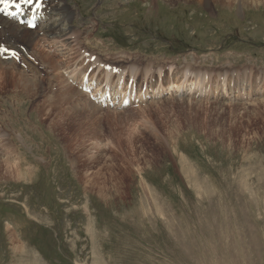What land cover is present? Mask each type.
<instances>
[{"label":"rangeland","instance_id":"1","mask_svg":"<svg viewBox=\"0 0 264 264\" xmlns=\"http://www.w3.org/2000/svg\"><path fill=\"white\" fill-rule=\"evenodd\" d=\"M54 1L76 12L73 58L0 34V56L20 49L0 58V264H264V91L118 110L68 73L88 54L256 75L264 0Z\"/></svg>","mask_w":264,"mask_h":264},{"label":"bare ground","instance_id":"2","mask_svg":"<svg viewBox=\"0 0 264 264\" xmlns=\"http://www.w3.org/2000/svg\"><path fill=\"white\" fill-rule=\"evenodd\" d=\"M43 1L44 3L42 0H34L30 5L20 6V8H27L29 14H31V11H33V14H38L39 18H42L43 14L46 16L45 21L48 19L50 20L47 24L36 28L34 31H30L29 29L25 28V26L19 25L18 23L10 20V10L16 8L15 4L18 3L19 0H7V3L0 2V34L2 33L3 37H5V29L8 34L10 33L15 38L19 36L21 37L23 33H27L28 35L26 39L29 41V43H41L43 47L44 44H46L54 49L53 53L56 51V53L62 54L63 57H68L70 54H72V52H70L71 50L74 49L73 52H75V50L77 52L76 47L80 43L78 40L80 33L77 29H75L78 27H74L71 30V25L68 23L70 19H73V16H76V12L72 9V7H70L68 10H62L54 0ZM37 3H39V7H37ZM40 3H43L44 5H41ZM54 17L55 19H53ZM60 25L66 26L60 27ZM1 37L2 36L0 35V38ZM41 52L42 54H39V57H42L44 61L48 60L49 56L51 57L49 52L52 51L49 50V52ZM52 57H54V55ZM80 60L84 61L83 59ZM100 63L101 62L98 59H95L94 63H91L92 66L97 67L94 69L96 74L101 73L100 79L95 78L92 80V84H84V87L92 92L91 94L98 102L104 101L103 103H106L108 102L106 99H108L110 100V103L118 107L125 103L128 104V102L133 99H139L138 101H142L150 95L158 96L160 94L172 92L180 93L182 90H184L183 93L185 92L187 96L190 94H210L211 97L216 101L219 100L218 98L220 95H222V93L232 94L233 92H236L237 96L239 97H249V95L253 93L258 94L259 92L264 91V68L260 69V76L255 77L252 67L237 69L230 65L217 68V71L215 72L216 75L213 76L212 73L200 69L196 65V67H194V65H189L191 63H187L177 71L171 66L170 70L168 71V77L165 78L161 68H158L157 70H151L150 66H148L143 70V77L146 78V84L137 91V88L132 85L136 78V74L138 73L135 67L132 66L129 68H124L128 70H122L121 68L116 70L111 66L103 68ZM86 64L87 62H82L79 67L80 71L78 70L77 72V79L80 80V83L81 81L83 82L86 77V72L88 69V67H85ZM52 68H54V66H52ZM91 68L92 67H89V69ZM74 70L77 69L74 68ZM125 71H129V73H126ZM4 72V70H0V76ZM155 72L157 76L155 78L156 81L153 82V84L152 78L154 77L153 74H155ZM16 75L22 78L25 77L23 75H18L17 73ZM126 76H129L131 85H126L124 83L123 79H125ZM92 77L93 75L90 76V79H92ZM149 82H151L150 84L153 85L152 88L148 86ZM22 84L23 85L18 84V86L21 88L26 87V89H28L27 79H25ZM9 161L10 160H4L5 168L11 170L14 169L15 171L13 173L18 174L19 167L14 166V164Z\"/></svg>","mask_w":264,"mask_h":264},{"label":"snow or ice","instance_id":"3","mask_svg":"<svg viewBox=\"0 0 264 264\" xmlns=\"http://www.w3.org/2000/svg\"><path fill=\"white\" fill-rule=\"evenodd\" d=\"M0 2L7 3V0H0ZM32 3L33 0H19V2L15 4V7L17 8V10H19L21 5H30ZM37 7H39V3H37ZM12 15H15V13H13Z\"/></svg>","mask_w":264,"mask_h":264}]
</instances>
